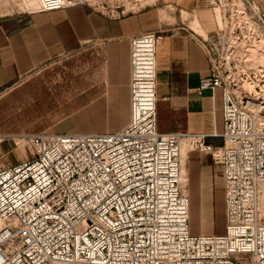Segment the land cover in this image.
Instances as JSON below:
<instances>
[{"label":"built area","instance_id":"1","mask_svg":"<svg viewBox=\"0 0 264 264\" xmlns=\"http://www.w3.org/2000/svg\"><path fill=\"white\" fill-rule=\"evenodd\" d=\"M9 1L27 14L90 6L0 4ZM224 17L230 40L222 56L197 38L210 62L197 91L222 92L223 144L158 130L164 32L132 37L127 124L115 132L22 134L24 160L0 165V264H264V12L254 0H237ZM183 141L223 168L222 235L191 232Z\"/></svg>","mask_w":264,"mask_h":264},{"label":"crops","instance_id":"2","mask_svg":"<svg viewBox=\"0 0 264 264\" xmlns=\"http://www.w3.org/2000/svg\"><path fill=\"white\" fill-rule=\"evenodd\" d=\"M159 31L164 35L157 50L158 130L205 134L209 136L208 144L221 146L222 92L197 91L209 75L210 62L195 32L181 18L170 16L163 20L156 10L118 19L106 17L90 6L0 16V101L8 90L41 66L92 44L102 57L97 59L98 72H102L98 74V92L93 91L92 101L86 107L89 109L66 119L89 110L91 119L97 118L104 132H115L130 118V39ZM182 164L190 197L192 234L207 235L195 227V217L203 226L205 222H215L218 211L224 234L223 168L215 165L210 156L188 150L184 157L182 154Z\"/></svg>","mask_w":264,"mask_h":264},{"label":"rangeland","instance_id":"3","mask_svg":"<svg viewBox=\"0 0 264 264\" xmlns=\"http://www.w3.org/2000/svg\"><path fill=\"white\" fill-rule=\"evenodd\" d=\"M87 2L91 8L109 18H123L147 10L158 11L163 20L170 16L181 18L187 27L195 32L198 39H207L206 44L214 57L218 58L223 55V47L230 40V26L226 28L224 23L225 10L236 8L237 0ZM256 2L264 10V0ZM22 10V6L12 1L0 4V16ZM97 59L102 60L97 54V47L92 44L84 45L75 52L67 53L41 66L30 78L7 91L0 101V135L8 137L2 142L0 140V164L10 167L24 160L28 146L18 137L22 134L46 130L55 134L104 133V127L99 125L97 118L91 119L89 110L75 118L66 119L89 106L93 91L98 92V74L102 72H98ZM187 150H191L188 144ZM219 213L218 211L215 222H205L203 226L195 217V227L207 235H222L223 223Z\"/></svg>","mask_w":264,"mask_h":264},{"label":"bare ground","instance_id":"4","mask_svg":"<svg viewBox=\"0 0 264 264\" xmlns=\"http://www.w3.org/2000/svg\"><path fill=\"white\" fill-rule=\"evenodd\" d=\"M20 138V137H19ZM2 139V137H0V140ZM21 140V138H20ZM2 142V141H1ZM185 151H187V143L185 141H183V144H182V150H181V160H182V154H183V157H184V153ZM183 165V164H182ZM183 183L185 184V181L183 180Z\"/></svg>","mask_w":264,"mask_h":264}]
</instances>
